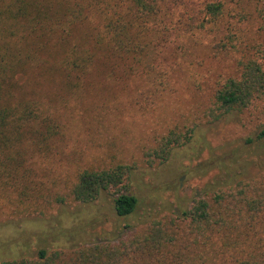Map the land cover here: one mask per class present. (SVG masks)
Masks as SVG:
<instances>
[{"label": "trees", "instance_id": "trees-1", "mask_svg": "<svg viewBox=\"0 0 264 264\" xmlns=\"http://www.w3.org/2000/svg\"><path fill=\"white\" fill-rule=\"evenodd\" d=\"M187 1L0 0V193H15L18 205L53 207L89 204L107 192L116 217H132L140 209L145 218L143 228L125 239L64 236V247L41 248L36 257L0 264H264V165L256 163L259 171L247 179L236 180L243 172L234 170L235 164L247 165L251 156L264 155L263 42L245 45L236 73L220 81L202 107L194 104L179 122L140 147L142 166L135 160L85 166L44 186L34 180L35 168L29 164L36 156L57 152L63 128L60 114L37 92V80L59 76L70 94L81 96L92 68L102 64L111 72L120 68L126 78L148 77L156 92L165 89V67L175 59L165 47L178 31L175 23L190 30V18L184 16L188 8L180 10ZM248 2L264 31V0ZM197 12L195 27L202 30L223 20L225 5L206 0ZM230 38L218 41V50L227 43L236 47ZM249 111L256 124L243 151L210 150L202 162L201 171L214 172L211 191L187 207L178 205V213L172 208L169 214H153L138 193L136 170L164 165L205 125ZM76 230L71 232L77 235Z\"/></svg>", "mask_w": 264, "mask_h": 264}, {"label": "rangeland", "instance_id": "rangeland-1", "mask_svg": "<svg viewBox=\"0 0 264 264\" xmlns=\"http://www.w3.org/2000/svg\"><path fill=\"white\" fill-rule=\"evenodd\" d=\"M205 1L188 0L180 7L182 11L183 6L188 8L184 16L186 20L190 18L187 21L190 30L184 31L175 23L178 31L165 47L166 53L171 51L175 59H170L165 67L169 84L163 90L156 92L148 77L126 78L120 68L111 72L110 66L102 64L92 68L81 96L70 94L59 76L37 80V92L43 93L45 101L60 114L63 128L56 142V153L29 160L35 168V178L32 176L35 181L48 186L53 178L61 179L75 169L117 161L135 160L142 166L140 147L179 122L194 104L202 107L218 83L236 73L237 60L245 45L264 43L261 20L248 0L239 4L236 0H223V20L207 23L202 30L196 28L197 10ZM175 8L179 13V7ZM177 18L178 14L174 21ZM228 36L236 47L227 43L226 49L218 50L217 42H227ZM147 95L150 97L146 98ZM255 122L250 111L228 114L214 124L205 125L190 143L176 149L164 165L148 172L143 167L136 170L137 178L140 176L136 179L140 182L138 193L144 204L151 207L153 214L161 216L171 213L172 208L178 213V205L187 207L192 199L209 193L214 172L200 170L203 160L210 150L220 154L224 150L242 152ZM250 158L247 165H234L235 171L240 168L243 172L236 180L256 176L260 169L256 163L264 165V155ZM44 204L18 205L15 193H0V261L33 258L41 248L64 247V236H74L76 241L97 238L115 242L139 232L145 220L140 209L132 217H116L112 197L107 192L89 204L53 207ZM75 228L77 235L71 232Z\"/></svg>", "mask_w": 264, "mask_h": 264}]
</instances>
